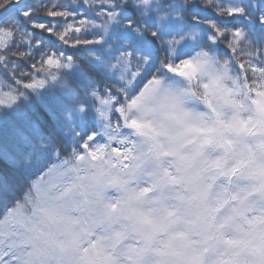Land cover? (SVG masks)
Instances as JSON below:
<instances>
[{"label":"clouds","instance_id":"obj_1","mask_svg":"<svg viewBox=\"0 0 264 264\" xmlns=\"http://www.w3.org/2000/svg\"><path fill=\"white\" fill-rule=\"evenodd\" d=\"M180 3L214 11L217 0ZM236 29L239 37L221 27L212 44L194 28L164 37L161 60L189 63L179 74L158 67L156 84L134 106L139 89L119 98L126 142L117 146L131 147L127 161L109 140L91 146L104 144L95 159L91 149L64 153L50 141L25 157L41 176L53 164L40 163L44 153L63 161L55 179L28 188L17 225L27 264H264V72L248 71L250 62L264 63V43ZM219 46L231 52L222 55ZM93 89L84 95L96 115L97 107L111 115V100L99 105ZM75 109L85 105L77 100Z\"/></svg>","mask_w":264,"mask_h":264},{"label":"snow or ice","instance_id":"obj_2","mask_svg":"<svg viewBox=\"0 0 264 264\" xmlns=\"http://www.w3.org/2000/svg\"><path fill=\"white\" fill-rule=\"evenodd\" d=\"M19 3L20 0H0V62L6 56H25L19 48L12 50L10 47V43L17 38L22 42L27 41L29 35L11 26V22L18 17L9 9ZM188 10L189 7H183L180 0H160L158 3L153 0L152 4L149 0H40L35 9L21 11L19 16L28 20L31 28L47 33V36H38L29 44V47L39 45L38 59L33 57L36 72L47 73L51 79H55L56 69L71 66L72 58L65 56L61 50L62 47H71L89 53V59L115 78L114 92L105 90L106 94L102 95L93 89L91 95L99 105H106L110 100L112 102L111 115L106 114L100 107L96 108L97 118L101 122L99 135L101 140L112 143V152L123 163L129 159L125 153H131L132 149L117 146L126 142L120 131L122 109L119 98H127L129 91L139 89V95L129 100V107L134 106L156 84L158 67L164 72L179 74L189 63L184 61L174 66L170 61L164 62L160 58L162 49L159 46L165 43V36L184 31L182 19ZM213 12L218 17L241 16L245 8L237 4L222 6L217 0ZM33 15L45 17L47 22L30 19ZM192 15L194 20L203 23L207 28L208 42L215 43V36L221 35V26L211 18L201 21L195 14ZM260 19L264 23V16ZM229 35L239 37L240 32L233 28ZM167 43L180 45L181 40ZM189 52L190 48L181 51V54L188 55ZM237 67L241 71L245 69L242 63ZM248 71L264 72V63L250 62ZM21 77L18 80L12 76L11 79L19 85L22 80L29 79V74L21 73ZM31 79V83L23 85L25 89L35 90L45 83L43 79L36 80L34 76ZM5 95L10 102L16 99L11 93ZM130 124L137 129L143 127L136 120H132ZM85 140L87 142L82 143V149H91L88 154L95 159L104 144L100 143L92 148L96 143L94 137L89 135ZM57 160H60L59 155ZM62 164L63 161L60 164L53 163L43 176L33 181V189L39 191L41 184L55 179ZM124 167L128 165L124 164ZM45 177L48 179L45 180ZM143 191L147 193L150 189L146 187ZM29 200L28 193L23 201H18L12 207H5L3 213H0V264H27V242L24 235L17 230V225L23 220L25 205ZM112 207L115 208L116 205Z\"/></svg>","mask_w":264,"mask_h":264},{"label":"trees","instance_id":"obj_3","mask_svg":"<svg viewBox=\"0 0 264 264\" xmlns=\"http://www.w3.org/2000/svg\"><path fill=\"white\" fill-rule=\"evenodd\" d=\"M259 1L264 0H256V2ZM39 2L40 0H25L22 7L13 12L18 19L13 20L11 26L22 33L29 34V44L38 36H47V33H40L39 30L31 28L28 20L19 16V13L35 9ZM218 2L222 6L239 3L245 8L243 18L240 16L218 17L211 8L208 7L207 9L210 10L206 11L201 9L198 3H193L189 6L188 13L183 16L184 28L201 29V26L205 27L203 23L193 19L192 14H195L201 21L211 18L224 28H242L255 45L264 43V26L259 24L253 15L254 8L250 6L253 5L252 0L251 4L250 0H218ZM30 19L47 22V18L38 15H33ZM23 42L17 38L10 43V47L12 50L19 48L25 53L24 57L6 56L5 60L0 62V79L6 85H13L12 76L19 80L22 79L21 73L31 75L36 71L33 67V57L38 59L39 45L29 47V44L26 45ZM61 50L65 56L72 58L73 63L71 64L74 69L59 73L63 88H60L58 84L59 88L56 86L53 89H46L37 95L27 91L18 92L22 96L17 100L14 109L0 112V195L13 190L14 179L18 177L31 179L34 176L32 173H23L25 157L29 156L33 149L40 147L41 141H50L58 145L60 151L65 153L64 144L62 146L58 142L59 128L63 124L64 116L75 108L77 100L82 103L86 89L113 87L106 72L89 59V53L71 47H62ZM217 51L222 55L231 52L223 46L217 47ZM29 81V79H24L22 83ZM5 189L7 191H4Z\"/></svg>","mask_w":264,"mask_h":264},{"label":"rangeland","instance_id":"obj_4","mask_svg":"<svg viewBox=\"0 0 264 264\" xmlns=\"http://www.w3.org/2000/svg\"><path fill=\"white\" fill-rule=\"evenodd\" d=\"M256 3H259V4L250 5L251 7L254 8L253 15L255 19L258 21V23L264 26V23H262L260 19L262 16H264V9H261V8H264V1H259ZM250 4H251V0H250ZM207 8L208 7H202L201 9L206 10V11L210 10ZM240 17L243 18L242 15ZM199 30L201 33L207 32L206 27H203V26H201V29ZM29 38L30 36H28L27 41H24L23 44L28 45L30 42ZM190 47H191L190 44L185 43L184 45L181 46V51L187 50ZM71 70H74L72 64L68 68L56 69L55 79H49L45 75V73H38L34 71L31 75H29L30 81L27 83L32 82V79H31L32 76H34L36 80L43 79L45 81L42 87L37 88L35 90L25 89L23 85L27 83H21L17 85L14 81L13 85L9 86V85L4 84L0 79V101H3V103H0V112L1 110H13L14 109L17 100L21 98L22 96V94L21 93L19 94L18 92L27 91V92L37 95L46 89L55 88L56 86H58V84H60V88H63L62 83L60 82L61 78L59 77V73L61 71H71ZM106 76L112 82L113 87L109 89H106L105 87L104 88L99 87L98 89L95 87V89L98 92H101L102 95L106 94L105 90L114 92L115 87H116V85H114L115 78L112 76V74L106 73ZM57 88H59V86ZM88 90L89 89H86L85 93H87ZM6 93H11L12 95H15L16 99L13 102H10L5 95ZM82 99H83L82 103L85 105V109L83 111H77L74 108L72 111L68 113L71 115V119H67L65 115L63 119V124L59 128L60 139L58 142L62 146L64 144L63 148L65 150V153H67L73 147L82 148V144H78L77 141L84 140L89 135H92L94 137V140L96 141L102 139V137L99 135V128H100L101 122L97 118V115L94 109L92 108L91 103L89 102L88 99L85 98V95ZM113 123H115V119L113 120ZM33 154L34 153L31 151L30 155H33ZM57 155H59V153H57L55 156H51L48 153H44L41 157L40 163L41 164H44L45 162L55 163L57 160ZM38 171H39V165H31L30 163H26L25 161L23 173L24 174L25 172L32 173L34 176L31 179H22L21 177H18V179H14L13 182H15V185L13 186V190L12 191L8 190L9 193L0 195V213H3V211L5 210V207H12L18 201L24 200L25 195L28 194V188L30 184L33 183V181H37L41 176V173H39ZM4 191H7V190L5 189Z\"/></svg>","mask_w":264,"mask_h":264},{"label":"water","instance_id":"obj_5","mask_svg":"<svg viewBox=\"0 0 264 264\" xmlns=\"http://www.w3.org/2000/svg\"><path fill=\"white\" fill-rule=\"evenodd\" d=\"M24 2H25V0H20V3H19L18 5H13V6L9 9V11H10V12H13V11H15V10L21 8Z\"/></svg>","mask_w":264,"mask_h":264}]
</instances>
